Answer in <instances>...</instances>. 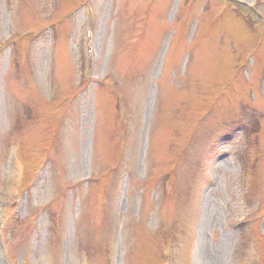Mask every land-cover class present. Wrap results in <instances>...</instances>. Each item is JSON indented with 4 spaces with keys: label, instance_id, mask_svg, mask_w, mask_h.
Instances as JSON below:
<instances>
[{
    "label": "rangeland",
    "instance_id": "1",
    "mask_svg": "<svg viewBox=\"0 0 264 264\" xmlns=\"http://www.w3.org/2000/svg\"><path fill=\"white\" fill-rule=\"evenodd\" d=\"M0 264H264V0H0Z\"/></svg>",
    "mask_w": 264,
    "mask_h": 264
}]
</instances>
